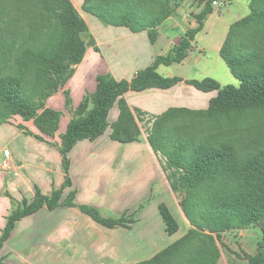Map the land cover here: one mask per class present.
I'll return each mask as SVG.
<instances>
[{
    "label": "trees",
    "instance_id": "16d2710c",
    "mask_svg": "<svg viewBox=\"0 0 264 264\" xmlns=\"http://www.w3.org/2000/svg\"><path fill=\"white\" fill-rule=\"evenodd\" d=\"M4 1L0 0V9ZM26 1L38 9L39 18L36 23L31 22L24 44L14 37V31H6L0 41V125L21 117L33 122L40 134L23 126L19 129L45 141L43 135L55 137L63 116L49 108L47 101L71 80L75 66L83 62L89 46L84 38L90 33L70 0ZM185 1L86 0L83 11L107 26L147 32L155 44L158 28ZM214 1L217 0H209L208 7L198 16L197 28L189 30L166 56L156 57L132 80L117 81L110 74L97 77L96 91L72 109V119L61 135L58 149L67 174L63 187L50 196L37 190L32 202L24 200L12 212L0 237V253L16 224L42 209L77 208L107 229H130L138 221L134 215L107 217L93 206L79 205L74 192L64 198L65 189L72 186L69 155L79 142L95 141L109 127L114 141L128 144L139 140L142 132L125 94L152 88L169 90L182 81L164 77L158 69L180 64L187 58L196 35L204 28V20L214 10ZM90 42L95 45L92 38ZM220 56L238 86L222 87L210 78L187 81L198 91L216 93L209 107L202 111L171 109L156 120L147 138L154 152L165 159L163 171L171 191L181 196L180 208L190 228L152 259L139 264H218L223 234L264 221V145H241L218 136L202 139L200 134L187 132L182 124L194 120L244 125L250 118L264 120V0H251L250 13L231 25ZM66 102L72 105L70 92H66ZM116 104L119 119L110 125L109 113ZM160 213L166 233L178 234L179 222L165 204L160 206ZM247 259L249 264H264V238L259 253Z\"/></svg>",
    "mask_w": 264,
    "mask_h": 264
},
{
    "label": "crops",
    "instance_id": "0c3cea01",
    "mask_svg": "<svg viewBox=\"0 0 264 264\" xmlns=\"http://www.w3.org/2000/svg\"><path fill=\"white\" fill-rule=\"evenodd\" d=\"M70 1L86 21L90 38L95 42V45L88 46L83 62L75 66V74L66 87L74 110L87 95L96 91L99 75L110 74L117 81H130L140 70L149 67L156 57L166 56L187 31L181 28L182 23H178L174 16L158 28L155 44L151 43L147 32L133 33L126 27L101 25L94 30L85 16L90 14L83 11L86 0ZM196 39L182 63L158 69L164 77L182 79L179 84L169 90L152 88L125 94L124 99L142 132L138 141L128 144L114 141L109 127L97 140L79 142L69 155L72 186L65 189L64 198L74 192L79 205L93 206L107 217L134 215L138 221L130 229H107L77 208L42 209L16 224L0 253L2 264H39L38 258L47 264H59L60 259L65 260L63 264H139L148 261L165 249L157 252L154 246H142L148 242L155 243L157 231L163 239L164 235L168 236L169 239H165L167 247L178 240L165 231L160 213L163 204L176 219L181 217L190 228L180 209L179 198L171 191L163 171L165 161L154 152L147 138L156 120L169 110H206L216 96L215 92L204 93L187 83L206 79L200 71L202 57L195 56L197 51L205 54L206 50L197 45ZM224 42L215 49L219 55ZM48 107L63 112L62 97L50 98ZM119 115L116 104L109 113V124L117 122ZM71 119L62 117L55 137L43 135L45 141L19 129L23 126L34 134H40L33 122L18 119L2 124L13 129L9 140L0 145V156L5 153L4 162H10L8 171L2 169L0 162V237L7 218L24 200L32 202L37 190L50 196L54 190L63 187L67 174L58 146ZM64 120L66 125L63 128ZM124 243L128 247L124 248ZM27 255L36 261L28 262L25 259ZM235 257L231 259L222 254L218 264H249L245 257L238 254Z\"/></svg>",
    "mask_w": 264,
    "mask_h": 264
},
{
    "label": "rangeland",
    "instance_id": "374dc122",
    "mask_svg": "<svg viewBox=\"0 0 264 264\" xmlns=\"http://www.w3.org/2000/svg\"><path fill=\"white\" fill-rule=\"evenodd\" d=\"M218 1L219 6L217 7V11H215L214 7L213 12L209 14L204 20L205 29L197 35L196 39L197 45L201 48H204L206 50V53L201 54L199 51H197L195 53V56L202 57V65L200 66L202 76L217 81L222 87H225L227 85L238 86V81L235 79L229 67L223 61L221 56L217 54L215 49L224 42L226 32L228 30L227 28L233 22H237L250 13L251 0ZM208 2L209 0H187L174 10L172 16L176 17V21L178 23H182L181 28L187 29V33L189 30L198 27L197 18L208 7ZM38 14V9L29 4L26 0H5L0 9V41L2 35H4L6 31H14V37H17V39H20L22 41L20 42V44H24L25 40L23 39L28 36V33L31 30V22L36 23L38 21ZM85 16L89 19V22L94 30H96L98 26L104 25L101 20L96 17L90 15ZM84 39L86 43H88L89 47L93 46L90 42V35L85 37ZM85 68L86 66L84 67V69ZM84 71L83 75H85ZM68 83L57 93H55L51 97V99H55V97L61 96L64 105L62 117L71 119L73 108H71V106H68L66 102V92H69L66 88ZM18 119L22 118L17 116L13 117L11 120L16 122L18 121ZM182 124L183 126H185V130L187 132H195L197 134H200L199 137H201L202 139H206L210 136H218L220 138H230L234 141H237L241 145H250L253 147L264 145V120L260 118H250L244 125H237V123L235 122H233L232 124L219 125L218 123L214 124L194 120L189 122L186 121ZM65 125L66 122L64 120L62 123V127L64 128ZM11 127L12 126L10 125H0V145H2V143L6 140H9V138L12 136L10 131L13 128ZM29 148L31 147L29 146ZM50 158H52L53 160L52 156ZM4 160H6L5 153L0 156V162L2 164L4 163ZM58 177L59 175H56V178ZM178 198L180 201L181 196L179 195ZM177 218L180 225V230L178 234L174 236L175 239H179L188 231L186 222L181 217ZM155 237V243L148 242L144 243L142 246L145 247L147 244H149L150 248L154 246L157 252L167 247V245H165V239L167 241V239H169L168 236L164 235L165 239H163L159 231H157ZM263 238L264 221L248 229L235 230L223 234L219 241V247L221 253L224 256L226 255L228 258L236 259L237 257H235V254H238L247 259V256H255L259 253L260 244L262 243ZM126 247L128 246H126V244L124 243V248ZM120 248L121 246L118 247L119 251ZM129 248L131 247L129 246ZM25 259H27L30 263H34L36 261L34 258H30L28 255L25 257ZM38 260L40 261L39 264H47L41 262L40 258H38ZM60 261L61 262L59 264H63L65 260L60 259ZM48 264L53 263L48 262Z\"/></svg>",
    "mask_w": 264,
    "mask_h": 264
},
{
    "label": "built area",
    "instance_id": "2783aa9c",
    "mask_svg": "<svg viewBox=\"0 0 264 264\" xmlns=\"http://www.w3.org/2000/svg\"><path fill=\"white\" fill-rule=\"evenodd\" d=\"M214 7H218L219 6V1H214L213 2ZM10 168V162L6 161L2 164V169L5 171H8Z\"/></svg>",
    "mask_w": 264,
    "mask_h": 264
}]
</instances>
